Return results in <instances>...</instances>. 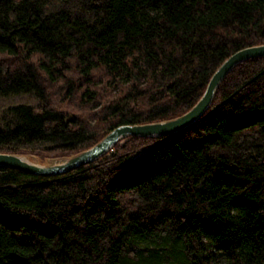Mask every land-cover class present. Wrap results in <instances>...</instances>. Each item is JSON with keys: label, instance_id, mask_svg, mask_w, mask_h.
Returning a JSON list of instances; mask_svg holds the SVG:
<instances>
[{"label": "trees", "instance_id": "16d2710c", "mask_svg": "<svg viewBox=\"0 0 264 264\" xmlns=\"http://www.w3.org/2000/svg\"><path fill=\"white\" fill-rule=\"evenodd\" d=\"M264 0H0V151L71 155L115 126L175 117L240 48ZM145 148V152L137 155ZM264 264V55L161 137L39 176L0 166V264Z\"/></svg>", "mask_w": 264, "mask_h": 264}, {"label": "water", "instance_id": "95a60500", "mask_svg": "<svg viewBox=\"0 0 264 264\" xmlns=\"http://www.w3.org/2000/svg\"><path fill=\"white\" fill-rule=\"evenodd\" d=\"M264 55V43L238 49L227 57L211 76L202 96L184 113L172 118L144 123H125L115 126L93 145L58 161L42 163L24 154L0 151V166L39 176H56L88 165L108 153L116 143L131 135L161 137L171 135L194 124L209 109L216 89L224 77L240 62Z\"/></svg>", "mask_w": 264, "mask_h": 264}, {"label": "rangeland", "instance_id": "374dc122", "mask_svg": "<svg viewBox=\"0 0 264 264\" xmlns=\"http://www.w3.org/2000/svg\"><path fill=\"white\" fill-rule=\"evenodd\" d=\"M20 103H26V104H30V105L37 107L40 104V101L33 93H19V94L7 95V96L0 95V117L8 107L17 105ZM145 150H146L145 148L139 150L137 155L142 154L143 152H145ZM63 156H68V155H51L46 158L47 159L46 161L44 162L37 161V162H42V163L55 162V161L60 160L59 158ZM219 264H224V262H221Z\"/></svg>", "mask_w": 264, "mask_h": 264}]
</instances>
